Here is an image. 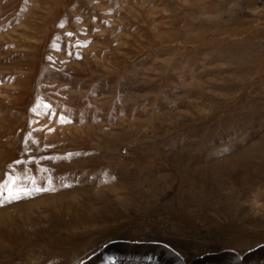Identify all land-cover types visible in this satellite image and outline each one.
<instances>
[{
    "label": "rangeland",
    "instance_id": "374dc122",
    "mask_svg": "<svg viewBox=\"0 0 264 264\" xmlns=\"http://www.w3.org/2000/svg\"><path fill=\"white\" fill-rule=\"evenodd\" d=\"M0 184V264L264 260V0H0Z\"/></svg>",
    "mask_w": 264,
    "mask_h": 264
},
{
    "label": "bare ground",
    "instance_id": "6f19581e",
    "mask_svg": "<svg viewBox=\"0 0 264 264\" xmlns=\"http://www.w3.org/2000/svg\"><path fill=\"white\" fill-rule=\"evenodd\" d=\"M109 216V215H108ZM78 217V216H77ZM174 222V221H173ZM175 225V224H174ZM172 230V229H171ZM170 231V230H169ZM174 231L168 233V234H171L173 233ZM131 251V250H130ZM111 264H154L153 262V257H146L145 259L143 258H140V259H125L124 261H114L112 262ZM219 264H239V259L236 258L232 263L231 262H226V261H223ZM253 264H264V260L262 261H257Z\"/></svg>",
    "mask_w": 264,
    "mask_h": 264
},
{
    "label": "snow or ice",
    "instance_id": "6c2138e0",
    "mask_svg": "<svg viewBox=\"0 0 264 264\" xmlns=\"http://www.w3.org/2000/svg\"><path fill=\"white\" fill-rule=\"evenodd\" d=\"M69 36H71L72 34L71 33H68ZM7 187L6 184H0V203L3 202V196H2V193L4 191V189ZM39 190V189H38Z\"/></svg>",
    "mask_w": 264,
    "mask_h": 264
}]
</instances>
